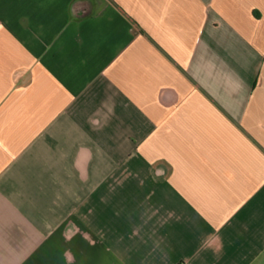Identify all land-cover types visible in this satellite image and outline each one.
<instances>
[{"label": "crops", "instance_id": "obj_1", "mask_svg": "<svg viewBox=\"0 0 264 264\" xmlns=\"http://www.w3.org/2000/svg\"><path fill=\"white\" fill-rule=\"evenodd\" d=\"M0 264H264V0H0Z\"/></svg>", "mask_w": 264, "mask_h": 264}]
</instances>
